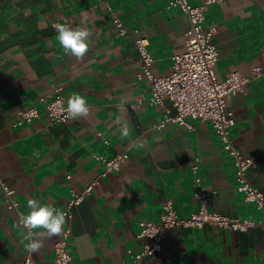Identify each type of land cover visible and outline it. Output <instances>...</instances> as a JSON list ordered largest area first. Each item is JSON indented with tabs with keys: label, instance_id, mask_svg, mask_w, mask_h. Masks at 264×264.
<instances>
[{
	"label": "crops",
	"instance_id": "crops-1",
	"mask_svg": "<svg viewBox=\"0 0 264 264\" xmlns=\"http://www.w3.org/2000/svg\"><path fill=\"white\" fill-rule=\"evenodd\" d=\"M171 1L0 0V179L14 189L24 214L28 198L63 212L73 190L82 192L100 177L73 209L70 264H121L143 244L140 221H159L167 199L181 216L196 211L191 168L196 158L206 185L217 191L213 209L254 220L264 216L238 190L234 158L211 121L190 119L193 130L174 122L157 127L176 109L168 98L161 105L149 103L150 84L138 78L133 39L118 33L109 6L149 39L154 73L166 75L172 56L185 49L188 28L186 14ZM205 14L206 26L218 28L213 37L220 51L218 79L264 66V0H220L206 5ZM55 23L89 29L90 47L83 60L63 53ZM58 84L64 85L66 101L73 93L85 97L87 117L50 123L40 99L50 100ZM139 99L144 102L132 108ZM33 106L40 115L15 125L19 112ZM228 107L236 117L233 142L244 156H257L248 177L264 191V75L229 97ZM123 125L129 128L128 137L121 135ZM123 152L129 159L121 169L102 175L105 164L96 155ZM19 218L0 185V264H19L25 255L26 230ZM60 237L45 240L33 253L37 264L54 263ZM145 264H264V229L176 226L168 231L163 249Z\"/></svg>",
	"mask_w": 264,
	"mask_h": 264
},
{
	"label": "built area",
	"instance_id": "built-area-1",
	"mask_svg": "<svg viewBox=\"0 0 264 264\" xmlns=\"http://www.w3.org/2000/svg\"><path fill=\"white\" fill-rule=\"evenodd\" d=\"M220 0H205L202 4H194L191 0H172L170 5L179 7L188 18V28L185 32V49L172 56L171 72L166 75H157L153 70L154 58L149 49V39L142 35L138 28H130L123 20L115 14L113 8L109 10L113 14V25L123 37H131L138 53L140 69L138 78L147 80L150 84L149 103L161 105L168 98L172 101L176 112L165 114L157 125L163 128L168 122L184 125L189 130L194 129L190 119L211 121L215 132L220 136L224 147L234 158L236 167V179L238 190L243 193L247 202L254 203L264 215V191L250 181L248 171L257 164V156H244L237 148L231 137V129L236 124V117L233 110L228 107L229 97L242 92L246 85L252 80L264 75V66L256 65L249 74L239 70L230 72L224 80L217 77L215 67L219 60L220 51L213 41L218 31L216 26H206L205 7L208 4ZM40 101L45 102L46 111L51 124L68 122L65 109L67 108L64 85L58 84L53 91L50 100L46 101L41 97ZM143 99L137 104L141 105ZM20 118L15 125L25 121H31L40 115L36 106L21 110ZM106 144L107 138L99 133ZM96 158L105 164L102 175L112 171H119L122 165L129 159V153H118L112 157L97 154ZM200 158H196L192 164L194 174V196L198 208L190 216H181L173 200L167 199L163 204L162 214L159 221L141 220V230L138 236L142 238L141 248L130 254V257L121 264H145V262L163 249L164 241L168 231L176 226L203 228L206 225H213L220 228L234 231L247 232L255 227L264 229V216L261 220L240 218L223 214L211 206L215 201L217 191L206 185L200 171ZM69 177V176H68ZM100 183V177L94 179L82 192L73 190L67 208L63 211L66 216V227L61 237L55 243L56 256L53 264H70L72 255L68 249V239L71 234V220L73 209L92 193L95 186ZM0 185L6 196L8 207L16 211L19 216L22 214L18 209V201L13 197L14 189L6 185L0 179ZM19 264H37L27 249Z\"/></svg>",
	"mask_w": 264,
	"mask_h": 264
},
{
	"label": "clouds",
	"instance_id": "clouds-1",
	"mask_svg": "<svg viewBox=\"0 0 264 264\" xmlns=\"http://www.w3.org/2000/svg\"><path fill=\"white\" fill-rule=\"evenodd\" d=\"M53 28L63 53L83 60L90 47L92 33L89 29L86 26L72 27L68 23H55ZM65 112L67 118L77 120L89 115L90 105L84 96L73 93L67 100ZM120 132L122 137H128L127 125H123ZM25 207L27 211L20 215L18 221L19 226L26 230L22 242H26V249L30 253H37L44 246L45 240L62 233L66 216L64 212L36 198H28Z\"/></svg>",
	"mask_w": 264,
	"mask_h": 264
}]
</instances>
